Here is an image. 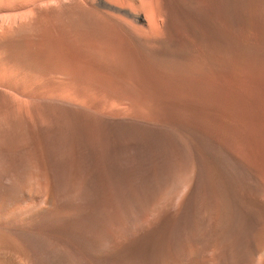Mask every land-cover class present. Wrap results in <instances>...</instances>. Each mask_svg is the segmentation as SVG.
<instances>
[{
	"label": "rangeland",
	"instance_id": "obj_1",
	"mask_svg": "<svg viewBox=\"0 0 264 264\" xmlns=\"http://www.w3.org/2000/svg\"><path fill=\"white\" fill-rule=\"evenodd\" d=\"M160 5L173 42L138 48L151 84L133 78L111 41L43 27L0 32V142L26 141L45 157H62L66 177L83 174L82 191L66 181L64 195L98 207L99 264H174L182 222L201 246L212 170L264 195V0ZM66 14L60 22L73 19ZM252 215L249 226L259 228Z\"/></svg>",
	"mask_w": 264,
	"mask_h": 264
},
{
	"label": "bare ground",
	"instance_id": "obj_2",
	"mask_svg": "<svg viewBox=\"0 0 264 264\" xmlns=\"http://www.w3.org/2000/svg\"><path fill=\"white\" fill-rule=\"evenodd\" d=\"M160 3L161 0H0V32H33L43 27L76 33V40L111 41L130 61L133 78L151 84L153 75L143 64L138 48L173 42L171 35L163 33V23L159 22V16L167 13ZM65 12L73 19L63 23L59 15ZM39 19L43 20L41 25ZM123 79L134 84L131 77ZM64 161L62 157L39 154L26 141L0 142V264H99L98 207L84 206L82 198L76 201L64 195L66 181L80 192L84 179L78 171L66 177L60 169ZM53 166L60 169L57 176L51 173ZM215 171L212 170V202L209 205L212 216L205 229L207 239L201 246V243L191 242L187 239L189 235L186 236L188 227L180 223L177 247L180 257L174 264H249L250 256L264 264L262 191L236 188ZM86 209L90 237L85 232ZM184 211L182 208V221L186 219ZM251 214L261 222L259 228L249 226ZM193 218L191 214L186 221L192 224ZM230 221L236 224L231 231ZM258 232L262 233V238ZM194 234L188 238L196 239ZM244 241L249 244L246 251L241 246ZM158 249L160 253L166 251L163 244Z\"/></svg>",
	"mask_w": 264,
	"mask_h": 264
}]
</instances>
